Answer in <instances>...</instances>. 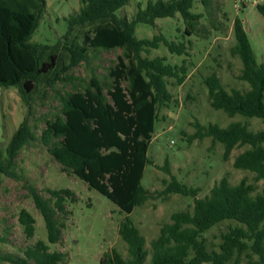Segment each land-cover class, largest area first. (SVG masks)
<instances>
[{"label":"trees","instance_id":"trees-1","mask_svg":"<svg viewBox=\"0 0 264 264\" xmlns=\"http://www.w3.org/2000/svg\"><path fill=\"white\" fill-rule=\"evenodd\" d=\"M129 1L81 0L80 9L67 18L66 34L50 45L30 41L46 0H0V86L18 88L28 107L27 115L11 136L6 155L0 149V187L3 175L16 176L20 151L37 139L29 119L35 104L56 91L61 108L54 117L45 118L40 140L64 171L82 179L126 213L120 234L128 244L129 257L113 249L103 255L101 264H240L244 257L251 264H264V186L258 190L256 184L264 180V128L250 130L241 121L227 126L197 121L193 137H212L214 142H221L225 160L235 147L250 145L235 157L234 166L255 173V182L244 177L233 184L224 176L208 195L198 197L199 187L172 175L163 193L191 196L193 208L173 212L171 221L164 223L159 236L152 240L151 252L147 249L146 237L131 214L150 198V190L142 180L146 166L154 164L148 149L159 111L173 101L169 79L181 85L188 74L186 58L181 64H172L165 56L148 54L165 44L171 53L189 55L191 40L175 41L163 33L139 38L136 28L140 23L156 26L157 19L179 13L186 25L184 34L192 35L204 14L192 11L195 0H150L145 7L139 3L131 18L118 16L116 11ZM213 1L201 0L205 8ZM257 7L264 15V4ZM211 23L219 29L215 20ZM233 30L235 44L231 53L242 62L238 78L247 81L250 88L228 90L213 72L205 78L210 103L230 116L241 114L264 120V62H257L238 17ZM115 48H122L123 53L109 69L110 83L103 82L95 71L88 79L75 76L73 70L88 61L92 50ZM75 79H80L79 84ZM61 84H72L74 88L62 93ZM169 163L165 160L166 170ZM30 191L45 220L49 241L57 243L63 227L60 215L67 212L68 198L75 201L74 192L70 188H49L51 197L47 198L34 186ZM19 219L26 234L34 236L35 217L23 209ZM223 222H229L228 229L221 233L216 247L207 233ZM5 241L0 236V242ZM23 253H0V258L14 264H63L66 256L64 252L50 251L43 240Z\"/></svg>","mask_w":264,"mask_h":264},{"label":"rangeland","instance_id":"rangeland-1","mask_svg":"<svg viewBox=\"0 0 264 264\" xmlns=\"http://www.w3.org/2000/svg\"><path fill=\"white\" fill-rule=\"evenodd\" d=\"M148 1L130 0L116 14L131 18L138 4L142 3L145 7ZM259 3L264 4V0H214L211 6L205 8L201 0H195L192 11L203 13L204 16L192 35L184 34L186 25L179 13L174 17L157 19L156 26L140 23L136 28L139 38L163 33L171 40L185 43L191 40L188 43L189 55L171 53L165 44L152 49L148 54L151 57L165 56L167 62L172 64H181L186 58L188 65V74L183 84L178 85L175 79H169L173 101L159 111L154 137L148 149V156L154 164L146 166L142 180L150 190V198L131 214L135 225L146 237V247L150 252L152 240L159 236L161 226L171 221L172 213L193 208V197L163 193L172 175L189 186L199 187L198 197L208 195L224 176L233 184L244 177L255 182V173L234 166L235 157L250 148V145L235 147L230 158L225 160L224 145L221 142H214L212 137L198 139L193 135L197 131V121L205 125L215 122L221 126L241 121L250 130L264 128V120L260 117L241 114L230 116L223 109L212 107L205 83L208 75L217 72L228 90L238 88L245 91L250 88L247 81L238 78L242 70L241 59L231 53V47L235 44L233 25L237 17L242 20L257 62H264V15L257 7ZM81 5V0H46L39 26L30 41L56 44L68 31L67 18L78 11ZM212 20L219 24V29L213 27ZM122 53V48L92 50L88 61L82 62L73 72L77 78L88 79L95 71L108 84L109 69ZM80 79H75V82L79 84ZM60 86L62 93L74 88L72 84ZM60 108V96L56 91H51L46 100L35 104L29 119L37 139L20 151L16 176L3 175L0 187V236L6 241L0 242V253L23 255L26 248L43 240L49 245L50 251L65 253L63 264H101L103 255L113 249L129 257L128 244L120 234L121 222L126 213L98 190L90 189L82 179L64 171L40 140L45 118L54 117ZM27 113V104L18 88L0 86V149L5 155L12 134ZM167 159L170 162L169 171L164 167ZM256 184L258 190H261L264 180ZM31 186L47 198L51 197L49 188H70L75 194V201L68 198L67 212L60 215L63 227L57 243H51L48 239L46 223L36 207ZM23 209L28 210L36 219L35 234L32 237L26 234L19 219ZM228 224L220 223L207 233L211 244L216 247L219 245L221 233L228 229ZM150 258L151 254L148 261ZM0 264L14 263L0 258ZM240 264H251V261L244 257Z\"/></svg>","mask_w":264,"mask_h":264}]
</instances>
